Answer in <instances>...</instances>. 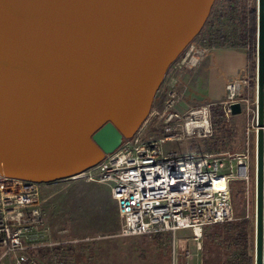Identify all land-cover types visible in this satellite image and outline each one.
<instances>
[{"label": "water", "instance_id": "obj_1", "mask_svg": "<svg viewBox=\"0 0 264 264\" xmlns=\"http://www.w3.org/2000/svg\"><path fill=\"white\" fill-rule=\"evenodd\" d=\"M212 2L0 0V173L70 178L133 136ZM255 12L252 264H263L264 0Z\"/></svg>", "mask_w": 264, "mask_h": 264}, {"label": "rangeland", "instance_id": "obj_2", "mask_svg": "<svg viewBox=\"0 0 264 264\" xmlns=\"http://www.w3.org/2000/svg\"><path fill=\"white\" fill-rule=\"evenodd\" d=\"M255 4L256 0H213L200 30L167 68L150 112L134 135L147 138L159 132L160 110L172 79L178 81L174 86L178 110L185 111L197 103L186 102V88L180 82L183 72L184 78H189L190 74L198 77L197 70L190 69L194 70L207 47L232 43L236 36L240 37L243 29L240 13ZM193 53L198 58L196 63L184 66L183 57ZM211 118L213 134L210 137L166 140L164 148L176 152L189 149L240 152L250 148L256 125L253 112L242 122H237L230 114L212 110ZM250 157L248 180L236 178L230 182V221L240 217L248 219L247 252L252 256L254 158L251 154ZM38 188L43 213L38 242L42 244L32 252L45 264H246L236 227L222 226L217 229L219 235L213 238L205 237L203 228L199 238H194L189 228L123 236L118 233L121 219L106 183L70 177L38 182ZM211 229L212 224H207L206 232ZM1 264H8V256L1 259Z\"/></svg>", "mask_w": 264, "mask_h": 264}, {"label": "built area", "instance_id": "obj_3", "mask_svg": "<svg viewBox=\"0 0 264 264\" xmlns=\"http://www.w3.org/2000/svg\"><path fill=\"white\" fill-rule=\"evenodd\" d=\"M197 59L193 53L182 62L191 66ZM177 82L172 79L166 90L157 134L122 138L96 164L71 176L107 184L121 219L119 235L189 228L199 238L205 225L232 218L231 180H248V149L176 152L164 148L166 140L213 134L212 102L198 101L185 111L178 110ZM246 82L243 78L225 83L223 113L230 114L229 104L240 101L239 89ZM244 100L246 111L255 114V104ZM42 221L38 182L0 173V264L5 256L8 264H45L32 252L42 244L38 242Z\"/></svg>", "mask_w": 264, "mask_h": 264}, {"label": "crops", "instance_id": "obj_4", "mask_svg": "<svg viewBox=\"0 0 264 264\" xmlns=\"http://www.w3.org/2000/svg\"><path fill=\"white\" fill-rule=\"evenodd\" d=\"M253 8L255 7L244 9L240 13V20L242 22L241 26L243 28L240 37L236 36L232 43H215L214 45L207 47L206 53L200 58L197 66L194 67V70L190 69L193 72L196 69L198 77L190 74L189 78H184L185 71L183 72L184 74L182 73L183 77L180 82L181 84L183 82V85L186 88V102L195 103L198 101H210L212 104H221L225 97V83L230 80L239 81L245 78L247 82L242 83L239 89L241 111L230 113V115L237 122H242L244 119L249 118L251 112L246 111V101L244 98H247L248 102L252 104H255L256 102V52L255 49L248 50L249 46H246L245 42L253 41L252 28L254 27V32L256 30V12L253 20ZM254 146L255 133L250 145V148L253 150L250 151V148L248 149L250 154L253 155V158Z\"/></svg>", "mask_w": 264, "mask_h": 264}, {"label": "trees", "instance_id": "obj_5", "mask_svg": "<svg viewBox=\"0 0 264 264\" xmlns=\"http://www.w3.org/2000/svg\"><path fill=\"white\" fill-rule=\"evenodd\" d=\"M233 2V1H232ZM252 16L253 20L255 18V8L252 9ZM253 29V34H252V39L253 41H250L249 44V49H255V32H254V27ZM252 43V45H251ZM212 112H220L223 114V109L220 103H213L210 106ZM231 220V219H230ZM226 220L223 222H217V223H212V229L206 232L205 228L206 225L203 227V232L205 237H210L213 238L216 235H219V231L217 229L221 228L222 226H226L227 228L231 227H236L237 228V236L242 240V246L243 250L242 253L246 259V264H252V256L247 252V222L248 219L246 217H240L239 219H236L235 221H230Z\"/></svg>", "mask_w": 264, "mask_h": 264}]
</instances>
